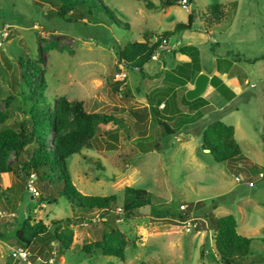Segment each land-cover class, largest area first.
<instances>
[{
	"label": "rangeland",
	"instance_id": "rangeland-1",
	"mask_svg": "<svg viewBox=\"0 0 264 264\" xmlns=\"http://www.w3.org/2000/svg\"><path fill=\"white\" fill-rule=\"evenodd\" d=\"M104 1L122 24L96 17L51 19L47 14L53 5L47 0H0V113H8L9 127L27 117L29 89L22 85L17 62L42 58L47 104L52 107L65 96L83 101L88 112L119 119L117 125L100 128L90 146L69 157L77 190L87 196L115 195L122 202L124 189L131 186L148 191L152 204L131 220L116 212L102 217L98 210L86 212L60 197L58 181L48 186L25 182L15 172L1 174L0 264H220L211 239L215 229L203 217L213 203V216L233 215L240 234L246 224L249 228L251 253L241 263L264 264V0H191L189 11L181 4L163 8L166 0ZM218 6L225 18L208 26V10ZM191 13L192 28L168 38L162 56L151 59L145 70L151 76L178 75V66L192 64L194 58L180 48L196 47L197 65L207 75L218 74L202 96L207 104L195 114L191 105L181 103L187 87L179 79L144 78L138 69L121 66L116 55L117 46L157 42L177 23H187ZM120 71L128 77L116 92ZM161 103L170 109H159ZM214 121L234 126L242 150L238 160L218 163L203 148L202 132ZM163 124L175 133H166ZM200 201L205 206L195 207ZM182 205L199 232L183 229L184 219L178 217L184 214ZM27 218L49 226L74 220L71 248L61 252L52 242L46 255L28 249V263L15 260V234ZM114 228L127 239L123 260L83 251L85 244Z\"/></svg>",
	"mask_w": 264,
	"mask_h": 264
},
{
	"label": "trees",
	"instance_id": "trees-1",
	"mask_svg": "<svg viewBox=\"0 0 264 264\" xmlns=\"http://www.w3.org/2000/svg\"><path fill=\"white\" fill-rule=\"evenodd\" d=\"M47 1L53 5L50 13L47 14L51 19L59 18L69 22H79L96 17L99 21L106 20L112 25L122 24L116 13L109 8L104 0ZM188 1L191 2V0ZM181 2L182 0H166L162 2V7L179 5ZM208 14L209 17L205 20L208 26H218L225 18L222 6L210 7ZM193 21L194 15L191 13L187 23H177L172 31L163 32L154 43L145 40L144 42H130L124 47L117 46L118 63L138 69L144 78H159L160 73L155 76L149 75L145 70V65L158 50L163 39H168L183 30H190ZM125 25L129 27L128 24ZM179 51L187 56L194 55L192 64L181 65L177 70L178 75L184 78L187 83L191 81L193 73L200 71L196 62L199 52L194 46H185ZM41 64L42 58L38 60L28 58L26 61L17 62V67L21 71L22 85L29 89L28 98L31 103L27 117L16 127L6 126L9 115L7 112L0 113V175L15 172L25 182L28 180L42 181L48 186H52L58 181V195L71 200L75 206L83 208L86 212L98 210L102 213V217H107L110 212H116L120 218L125 220L138 217L142 208L152 204L151 194L148 191L127 186L124 189L123 201L120 202L115 195H83L73 184L68 169L69 157L90 146L100 128L109 124L117 125L119 119L114 115L88 112L83 101L70 100L65 96L56 99L51 107L46 103L43 94L46 84L40 77ZM215 80L216 77H213L211 83H214ZM116 81L118 83L114 89L118 92L119 84L125 83L126 79ZM181 82V86L185 85V82ZM181 103L191 105L190 109L193 112L207 104L202 97L189 101L185 96L182 97ZM167 118H172V116ZM163 126L166 133H175L167 124H163ZM139 133L141 136L144 135L143 130ZM202 145L204 149L209 150L218 163L238 160L242 154L241 147L235 138L234 126L227 125L222 121H214L206 126L202 132ZM35 177L36 179H34ZM48 186H46L47 189ZM197 206L203 207L205 203L197 202L195 207ZM216 208L217 206L213 203L203 217L215 229L214 242L218 262L220 264H242V259L251 253L252 241L249 237L238 232L237 219L233 215L219 218L213 216L212 210ZM186 213L188 214V212ZM178 217L184 219L183 214ZM73 222L72 219H63L55 221L52 226H49L42 221L32 223L31 219L27 218L16 231L15 243L19 247L46 255L50 251H46L45 247L55 242L61 252H66L71 248L74 239V230L71 227ZM126 245L127 239L119 229L114 228L110 232H105L100 240L85 244L82 249L87 255L101 253L123 260Z\"/></svg>",
	"mask_w": 264,
	"mask_h": 264
},
{
	"label": "built area",
	"instance_id": "built-area-1",
	"mask_svg": "<svg viewBox=\"0 0 264 264\" xmlns=\"http://www.w3.org/2000/svg\"><path fill=\"white\" fill-rule=\"evenodd\" d=\"M181 5L183 6V8H185L186 10H190V2L188 0H182ZM168 42L167 39H163L161 45L158 47V50L152 55L151 59L152 60H157L160 56L161 53L163 52V49L165 47V44ZM121 66H126L123 63L120 64ZM116 77L119 79H126L128 77V74L126 71H120L116 73ZM164 107V105H163ZM237 181H242V178L239 176L236 178ZM254 183L253 181H249V186H253ZM36 195H38V193H35ZM180 210L182 212H184V221L182 222V226L183 229L186 232H193V231H198V223L195 222L194 219L190 218L189 215L186 213V206L182 205L180 207ZM12 257L15 260H18L20 262H27L29 261V257H30V253L29 250L23 247H18V248H14L12 249Z\"/></svg>",
	"mask_w": 264,
	"mask_h": 264
},
{
	"label": "crops",
	"instance_id": "crops-1",
	"mask_svg": "<svg viewBox=\"0 0 264 264\" xmlns=\"http://www.w3.org/2000/svg\"><path fill=\"white\" fill-rule=\"evenodd\" d=\"M168 51V50H167ZM164 53H166V52H164ZM162 56V55H161ZM185 57V56H184ZM181 60H183V58H180ZM181 66V65H180ZM180 66H178V68L180 67ZM218 72V71H217ZM215 73V75L213 76V75H209V77H210V82H209V84L211 83V79L213 78V77H217V74L218 73ZM200 73H204V71L200 68V71H196L195 73H193L192 74V79H191V81L193 80V83L191 84L190 82L191 81H189V82H187L186 83V81H185V79L184 78H181L179 75H175V76H173V75H162L161 73H160V77L161 78H163V79H166V78H168V80H173V79H179L180 80V82L181 81H183V82H185V85H182V88H184V87H187V89L185 90V92H187L189 89H192L193 87H194V82H195V79L197 78V76L200 74ZM206 74V73H205ZM159 77V78H160ZM181 84H182V82H181ZM209 84H208V86H209ZM208 88V87H207ZM164 92H166V91H164ZM168 92V91H167ZM205 101L207 100L206 98H204V97H202ZM163 105H164V107H163ZM160 108L159 109H166V111H167V109H170V106L169 105H167L166 103H161V105L159 106ZM175 109V108H174ZM161 111H163V110H161ZM175 111H178V109L177 110H175ZM173 112V110L171 111V113ZM198 111H195V112H192V114H195V113H197ZM167 115H168V113H166ZM215 210V209H214ZM237 223H238V221H237ZM238 228H239V223H238ZM249 228L247 227V224H246V226H244L243 227V230L244 231H242V235H244V236H247L248 237V235H247V233H246V230H248ZM215 233V232H214ZM214 233L212 234V240L214 241ZM252 241V240H251ZM251 246H252V244H251ZM216 254V253H215ZM217 257V256H216Z\"/></svg>",
	"mask_w": 264,
	"mask_h": 264
},
{
	"label": "water",
	"instance_id": "water-1",
	"mask_svg": "<svg viewBox=\"0 0 264 264\" xmlns=\"http://www.w3.org/2000/svg\"><path fill=\"white\" fill-rule=\"evenodd\" d=\"M209 82V75L200 73L195 80L194 87L186 92L187 100L193 101L199 97H202L208 87ZM206 151L209 152L208 149H206Z\"/></svg>",
	"mask_w": 264,
	"mask_h": 264
}]
</instances>
